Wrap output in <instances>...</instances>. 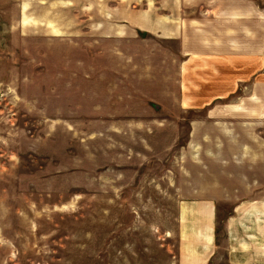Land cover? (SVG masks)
I'll use <instances>...</instances> for the list:
<instances>
[{
  "label": "rangeland",
  "instance_id": "obj_1",
  "mask_svg": "<svg viewBox=\"0 0 264 264\" xmlns=\"http://www.w3.org/2000/svg\"><path fill=\"white\" fill-rule=\"evenodd\" d=\"M134 1L0 0V264H177L180 180L246 167L253 134L264 150L247 124L201 150L210 110L182 108L179 44L127 24ZM146 121L151 149L119 134Z\"/></svg>",
  "mask_w": 264,
  "mask_h": 264
},
{
  "label": "crops",
  "instance_id": "obj_2",
  "mask_svg": "<svg viewBox=\"0 0 264 264\" xmlns=\"http://www.w3.org/2000/svg\"><path fill=\"white\" fill-rule=\"evenodd\" d=\"M131 8L135 14L127 24L179 44L182 108L210 110L192 123L201 126V150L216 136L221 139L217 145L227 151V140L221 138L226 132L240 138L241 124L264 125V0H135ZM146 122L119 134L142 146L136 149H151L159 123ZM211 122L216 127L207 139L203 126ZM178 125L174 121L173 132ZM256 136L248 141L253 162L246 167L221 164V172L213 176L192 180L186 174L180 180L177 264H211L221 248L219 206L227 204L235 208L224 221L226 259L231 264H264V150L255 144ZM173 142L166 140L165 150Z\"/></svg>",
  "mask_w": 264,
  "mask_h": 264
}]
</instances>
